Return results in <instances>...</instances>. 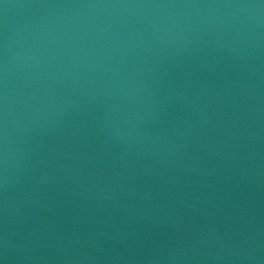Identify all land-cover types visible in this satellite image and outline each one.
Instances as JSON below:
<instances>
[{"label": "water", "instance_id": "1", "mask_svg": "<svg viewBox=\"0 0 264 264\" xmlns=\"http://www.w3.org/2000/svg\"><path fill=\"white\" fill-rule=\"evenodd\" d=\"M0 264H264V0H0Z\"/></svg>", "mask_w": 264, "mask_h": 264}]
</instances>
